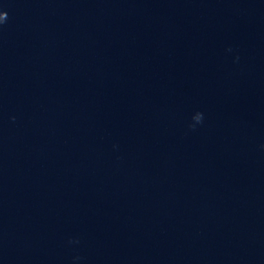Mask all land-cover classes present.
Returning a JSON list of instances; mask_svg holds the SVG:
<instances>
[{
	"label": "clouds",
	"instance_id": "obj_1",
	"mask_svg": "<svg viewBox=\"0 0 264 264\" xmlns=\"http://www.w3.org/2000/svg\"><path fill=\"white\" fill-rule=\"evenodd\" d=\"M7 13L6 12H0V24H3L7 21ZM195 123H200L202 122V119H203V114L202 113H196L193 118H192ZM195 125H190V127H194Z\"/></svg>",
	"mask_w": 264,
	"mask_h": 264
}]
</instances>
